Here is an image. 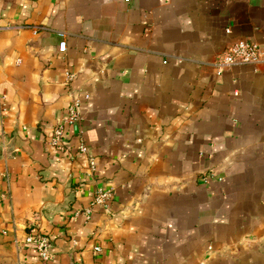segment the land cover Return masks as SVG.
<instances>
[{"label":"crops","instance_id":"1","mask_svg":"<svg viewBox=\"0 0 264 264\" xmlns=\"http://www.w3.org/2000/svg\"><path fill=\"white\" fill-rule=\"evenodd\" d=\"M241 40L264 0H0V264H40L33 228L47 264H264V64H214ZM76 100L86 153L48 143Z\"/></svg>","mask_w":264,"mask_h":264},{"label":"built area","instance_id":"2","mask_svg":"<svg viewBox=\"0 0 264 264\" xmlns=\"http://www.w3.org/2000/svg\"><path fill=\"white\" fill-rule=\"evenodd\" d=\"M125 1L129 2L130 0ZM66 49L67 42L63 40L60 42L59 50L60 52H65ZM214 64L219 72L237 64L261 66L264 64V47L255 42L241 40L232 44L225 50L218 52ZM82 120L81 103L79 100H76L70 105L65 121L54 129L48 141L49 145L54 149H64L71 138V133L67 126L72 125L76 129L79 136L78 138L80 139L79 148L82 152L86 153L89 148L79 129ZM89 170H91V172L97 171V160L93 156L89 158ZM111 198V190H102L97 193L95 202L107 206ZM25 244L37 252L40 264H47L51 259V242L49 237L45 234L36 231L34 228L30 229ZM96 250H99V248L96 247Z\"/></svg>","mask_w":264,"mask_h":264}]
</instances>
